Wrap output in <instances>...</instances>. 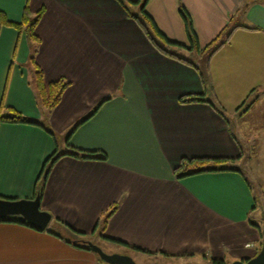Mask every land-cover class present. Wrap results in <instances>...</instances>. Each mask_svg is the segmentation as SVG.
Instances as JSON below:
<instances>
[{"label":"crops","instance_id":"obj_1","mask_svg":"<svg viewBox=\"0 0 264 264\" xmlns=\"http://www.w3.org/2000/svg\"><path fill=\"white\" fill-rule=\"evenodd\" d=\"M25 6L33 15L43 10L33 29V60L43 84H69L45 110L33 85L31 43L24 32L0 28V112L12 108L41 124L0 121V196L34 197L44 161L54 152L97 150L105 159L59 156L39 199L51 215L48 226L0 221V264H104L68 241H89L95 233L106 245L119 244L102 235L149 252L226 264L254 256L264 223V127L257 149L245 130L256 108L264 126V0L146 1V13L169 40L189 43L182 7L201 50L224 41L201 76L156 49L117 0H0V12L12 22L21 21ZM182 57L200 69L199 61ZM188 94H204L222 114L207 102L179 101ZM182 158L244 159L258 180L239 168L177 178L174 168ZM114 204L100 234L101 219Z\"/></svg>","mask_w":264,"mask_h":264},{"label":"trees","instance_id":"obj_2","mask_svg":"<svg viewBox=\"0 0 264 264\" xmlns=\"http://www.w3.org/2000/svg\"><path fill=\"white\" fill-rule=\"evenodd\" d=\"M117 1L122 5V7L128 13V15H130L132 18H134L138 21L140 28L142 29V31L144 32V34L146 35L148 40L156 47V49H158L160 52H162L168 56L174 57L178 60H181L183 62H186V63L192 65L196 70H198L200 76L202 75V72L199 71V68L197 67L196 64H194L191 61H189L188 59L180 56L178 53L171 51L165 45L172 46L175 49L181 47V48H186L188 50H194L196 53H203L204 51L210 50L209 51V55H210L218 47V45H220L224 42V41L213 40L203 50H201L199 48L197 39L195 37L194 31H193V28L191 25L190 17L188 15V13L182 7L179 8V13H180L182 19L184 20L185 29H186V33L188 36L189 43L187 46H185L183 44L173 42V41L169 40L156 27L152 18L146 13L145 4H146L147 0H117ZM131 5L138 6L139 10L137 11V13H134V12L132 13V11L129 8V6H131ZM42 11H43L42 9H39L33 15L29 12L28 8L25 6L23 9L22 19L20 22H12L6 18V16L4 15L3 12H0V28L2 26H11L19 32H24V34L28 38L29 42L31 43L32 52L30 53L29 60L31 61L32 64H34V71H33L34 89H35L36 95H37L39 102L42 105V107L45 110H49V109L53 108L58 103L62 91L69 84V82L66 80H63V79H59V80H56L54 82H50L47 85H44L43 81H42L41 70L36 65V63H34L33 55L35 53V45L38 42V37L34 34L33 29H34V26L36 25L40 15H41ZM233 27H235V26H233ZM230 30H231V28H230ZM228 34H229V32L226 33V38H227ZM254 90H255V88L251 89L249 91L248 95L246 96V99L243 100L242 103L238 107H241L243 104H245V102L247 100H249V97ZM105 99H107V98H105ZM104 100H102V101H104ZM179 101L180 102H190V101L207 102L210 104V106L214 110H216L218 113L222 114V110L219 107V105L215 104L213 101H210L209 99H206L204 97V94L184 95V96H181L179 98ZM250 104H251V101L248 102V105H250ZM248 105H246V106H248ZM98 106H99V104L97 105V107ZM97 107L93 110V112L97 109ZM0 121L10 122V123H32V124H37V125L41 126V124L39 122H37L33 119H29V118L21 115L17 111L13 110L12 108H8V107L4 112H0ZM42 127L45 128V130L47 132L52 134L49 129H47L44 126H42ZM62 154H69L71 156L80 157L83 159H105V154L103 152L97 151V150H81V149L72 147V152H67V153H56V152H54L44 161L42 171H41L40 176H39L41 181L36 184L35 194L37 193L39 195V199H40V196L42 193V188H43L45 178L49 172L50 167L55 162V160L59 156H61ZM233 160L234 159H227V158H182L180 160V163L178 164V166L176 168H174V173L176 174L177 178H182V177L187 176V175H191V174H195V173H199V172H204V171L235 170L236 169L235 167H230L229 165H226V166L218 165V163H220V162H224V161H231L232 162ZM0 198H6V197L0 196ZM6 199H15V198H6ZM116 207H117V205H115V204L112 205L110 207V209L103 215L102 220L99 224L100 234L104 231L106 221L109 218V216L114 212ZM2 220L18 222V223L28 225L24 222L14 220L11 218L0 219V221H2ZM54 223H56L57 225H62L66 230H68V232H70L72 234H75L77 236L78 235L79 236L84 235L81 232L73 230L72 228H70L66 224L62 223L58 219H54ZM49 232L58 236L59 238H62L57 233L53 232V230H50ZM102 237L108 241L113 242V243L132 248L135 251H140V252H144V253H151V252L146 251L144 249L137 248L135 246H130V245H128L125 242H122L120 240H115V239H112V238H109V237H106L103 235H102ZM68 241L73 243L74 245H76L78 247H82V248L86 247L85 246L86 240L84 238L68 240ZM210 263L211 264H226V262L224 260H219V259H214V258H210Z\"/></svg>","mask_w":264,"mask_h":264},{"label":"rangeland","instance_id":"obj_3","mask_svg":"<svg viewBox=\"0 0 264 264\" xmlns=\"http://www.w3.org/2000/svg\"><path fill=\"white\" fill-rule=\"evenodd\" d=\"M168 49H173L172 46L169 45H165ZM178 52L181 53L179 55L182 56H188L190 58H192L194 61H199L200 63V71L203 72L205 71V63L207 61V58L209 56V51H204L203 53L200 54V56L198 57L193 56V55H188L186 52L190 51L186 48H177ZM175 49V50H177ZM186 50V51H184ZM243 107V106H242ZM258 111L259 109H252V112L249 116V118L247 119L249 122L246 126L247 130H245L246 132V138H248L250 141H254L256 144H254V149H257V135H259V131H261V127H264L263 125H261V122L259 124V120L258 118ZM243 112V110L240 112V114ZM225 113V112H224ZM226 114L228 116H232V113L227 110ZM225 114V115H226ZM247 116H245L244 119H246ZM238 120V118H237ZM243 121V120H242ZM241 121V122H242ZM240 122V123H241ZM234 124H237V121H235V119L233 120ZM252 131V132H251ZM248 136V137H247ZM244 146V156L247 155L248 151L246 149V144H243ZM218 165L220 166H226L229 165L230 167H235V168H239L244 175L246 176L247 179L251 180L253 182V179H257L258 180V175L253 174L252 171H255L251 166L252 164H249L247 162V160H235V161H224V162H220L218 163ZM258 190V188H256V191ZM259 191V190H258ZM260 192H257V195ZM261 194V193H260ZM262 195V194H261ZM261 195H260V205L262 206V211H264V202L261 199ZM102 220V219H101ZM263 228H264V223L262 224ZM262 230V229H261ZM260 243L262 242V233L260 232ZM87 241V240H86ZM89 241L92 242L93 244L97 245L99 248H101L102 251L106 252V253H118V254H124V255H128L129 257H131V259L138 264H211L210 263V258L207 256H191V255H187L185 253L182 254H167L166 252L162 253L161 251H154L151 253H138L135 252L132 248H124L121 247L120 245H106L99 236H97V233H95L94 235L90 236ZM261 245V244H260ZM98 258V257H97ZM99 260V259H98ZM100 261V260H99ZM101 263V261H100ZM103 263V262H102ZM105 264V263H104Z\"/></svg>","mask_w":264,"mask_h":264},{"label":"water","instance_id":"obj_4","mask_svg":"<svg viewBox=\"0 0 264 264\" xmlns=\"http://www.w3.org/2000/svg\"><path fill=\"white\" fill-rule=\"evenodd\" d=\"M4 218L18 220L37 230H44L50 222L51 215L40 208L39 195L36 193L32 198H0V219ZM261 233V246L254 256L244 260L236 259L228 264H264V228L261 230ZM85 246L105 264H138L128 255L106 253L90 241H85Z\"/></svg>","mask_w":264,"mask_h":264}]
</instances>
